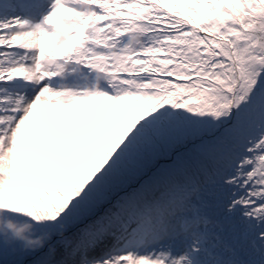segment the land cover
<instances>
[{"label": "snow or ice", "instance_id": "6c2138e0", "mask_svg": "<svg viewBox=\"0 0 264 264\" xmlns=\"http://www.w3.org/2000/svg\"><path fill=\"white\" fill-rule=\"evenodd\" d=\"M0 264H264V0H0Z\"/></svg>", "mask_w": 264, "mask_h": 264}, {"label": "rangeland", "instance_id": "374dc122", "mask_svg": "<svg viewBox=\"0 0 264 264\" xmlns=\"http://www.w3.org/2000/svg\"><path fill=\"white\" fill-rule=\"evenodd\" d=\"M63 114L64 115H70L71 113H63ZM44 122L45 123H52V124L61 123V121H56L55 118H48V117L44 118ZM69 130H71L73 132L78 131V129L72 128L71 124H69ZM63 131H65V129H61V132H63ZM52 140H53V143H52L51 147H53V148H60V147H63L65 145L72 144V143L76 142L75 140H72V141H60V140H57L55 134H53ZM47 147L48 146H46V150H47Z\"/></svg>", "mask_w": 264, "mask_h": 264}]
</instances>
